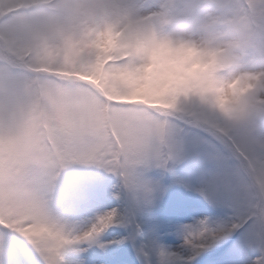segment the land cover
<instances>
[{"label":"clouds","instance_id":"1","mask_svg":"<svg viewBox=\"0 0 264 264\" xmlns=\"http://www.w3.org/2000/svg\"><path fill=\"white\" fill-rule=\"evenodd\" d=\"M176 187L264 264V0H0V264H96Z\"/></svg>","mask_w":264,"mask_h":264},{"label":"rangeland","instance_id":"2","mask_svg":"<svg viewBox=\"0 0 264 264\" xmlns=\"http://www.w3.org/2000/svg\"><path fill=\"white\" fill-rule=\"evenodd\" d=\"M118 206L119 202L110 195V191L102 189L94 211L103 212ZM227 215L225 209L208 204L202 197L186 193L176 187L169 193L162 207L138 212L132 223H122L108 228L102 234V240L110 242L106 244V252L90 251L88 257L95 260L96 264H117L121 260H123L121 264H188L189 260L193 261L208 248L199 254H193L185 245L186 227L196 225L202 220L217 225ZM111 230L113 232L108 235ZM239 234V231L234 232L210 247L224 245L237 238ZM162 252L168 254L166 260L161 259ZM213 257L216 258L210 260L207 256L204 259L207 261L205 264H249L250 260V254L242 241L231 249L224 247Z\"/></svg>","mask_w":264,"mask_h":264},{"label":"snow or ice","instance_id":"3","mask_svg":"<svg viewBox=\"0 0 264 264\" xmlns=\"http://www.w3.org/2000/svg\"><path fill=\"white\" fill-rule=\"evenodd\" d=\"M199 225L198 231H191L196 225H190L187 226L185 230H187V235H185V240L188 243H193L192 240L188 239V235H191L193 237L197 238V242L199 240V236L201 233H207L208 234V240L207 244L205 246H210L211 244L215 243L217 240L221 238L222 230L221 226L219 224L213 225L209 223L207 220H202L197 223ZM201 249L197 246L194 248L193 254H199Z\"/></svg>","mask_w":264,"mask_h":264}]
</instances>
